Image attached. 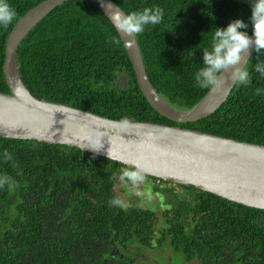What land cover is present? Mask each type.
Masks as SVG:
<instances>
[{"label": "trees", "instance_id": "obj_1", "mask_svg": "<svg viewBox=\"0 0 264 264\" xmlns=\"http://www.w3.org/2000/svg\"><path fill=\"white\" fill-rule=\"evenodd\" d=\"M43 1L6 0L16 15L7 28L0 26L1 93H11L3 69L7 38ZM113 1L127 14L164 10L160 24L136 37L152 84L179 110L193 108L210 90L196 86L195 73L215 28L242 19L249 26L241 31L253 34L249 0ZM17 62L38 99L109 119L264 145V76L254 70L264 51L246 66L250 84H236L215 114L188 124L163 117L148 103L120 36L94 2L70 0L55 8L23 41ZM125 168L66 145L0 137V176L18 185L14 191L0 188V264H170L172 255L180 264H264V210L147 175L144 183L152 181L156 192L171 196L169 210L110 206L118 185L133 186L120 179ZM143 250L154 253L153 261L136 260Z\"/></svg>", "mask_w": 264, "mask_h": 264}, {"label": "water", "instance_id": "obj_2", "mask_svg": "<svg viewBox=\"0 0 264 264\" xmlns=\"http://www.w3.org/2000/svg\"><path fill=\"white\" fill-rule=\"evenodd\" d=\"M67 1L70 0L43 1L22 17L7 38L3 69L11 93L0 92V137L66 145L107 159L109 152L110 160L128 168L134 169L131 165L135 162L144 164L147 176L193 186L225 200L264 210V145L180 126L138 121H128L125 126L120 120L41 100L31 93L18 69V49L45 17ZM87 1L96 3L112 24L115 11L127 14L113 0ZM117 33L144 97L173 122L188 124L215 114L236 86L228 79L229 72H225L221 83L211 87L198 104L179 110L152 84L136 35ZM255 52L253 49L251 57ZM97 139L103 144L98 154L90 149Z\"/></svg>", "mask_w": 264, "mask_h": 264}, {"label": "clouds", "instance_id": "obj_3", "mask_svg": "<svg viewBox=\"0 0 264 264\" xmlns=\"http://www.w3.org/2000/svg\"><path fill=\"white\" fill-rule=\"evenodd\" d=\"M249 3L252 12L250 16L252 36H249L247 31H241L249 26L242 19L233 20L226 28L216 27L211 37L210 49H202L203 66L195 73V83L199 88L218 86L225 72H229L228 79L234 84L246 86L251 83L250 74L246 68L247 61L253 49L257 53L264 51V0H249ZM15 15L16 13L6 0H0V26L7 28ZM163 16L164 10L159 6L147 7L130 14L115 11L112 16L113 24H111L118 32L126 36H135L142 33L148 25L160 24ZM110 42L120 43L115 37H110ZM254 70L264 76V62L256 63ZM260 93L261 89H257L256 94L260 95ZM121 123L127 126L129 122L125 119ZM92 144L90 149L97 154L103 148L101 139L94 140ZM5 156L8 160L12 159L7 152ZM108 158L111 159L109 152ZM131 167L134 170L129 168L122 170L121 181L127 179L133 186L144 182L147 174L146 166L135 162ZM5 186L9 191H14L18 185L12 177L5 174L0 176V188ZM109 205L122 207L123 202L120 199H113L109 201Z\"/></svg>", "mask_w": 264, "mask_h": 264}, {"label": "rangeland", "instance_id": "obj_4", "mask_svg": "<svg viewBox=\"0 0 264 264\" xmlns=\"http://www.w3.org/2000/svg\"><path fill=\"white\" fill-rule=\"evenodd\" d=\"M125 81H123L124 83ZM144 184V185H142ZM126 185H118L116 187V197L123 202V205H135L142 208H148L155 212L159 211H167L171 208L172 204L168 202L172 198L169 194H165L164 192H156L154 190V183L152 181L142 182L137 184L136 186H131L124 190ZM141 188V189H140ZM164 222H161L160 225H164ZM134 249H131V252ZM154 253L152 251L143 250V254L136 257L137 261H153ZM165 257L169 256V253L163 254ZM181 258L179 256L172 255L170 258V264H180ZM189 264V263H186Z\"/></svg>", "mask_w": 264, "mask_h": 264}]
</instances>
